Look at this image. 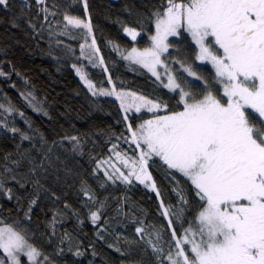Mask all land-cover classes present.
<instances>
[{"label":"snow or ice","instance_id":"obj_1","mask_svg":"<svg viewBox=\"0 0 264 264\" xmlns=\"http://www.w3.org/2000/svg\"><path fill=\"white\" fill-rule=\"evenodd\" d=\"M22 2L28 6V0ZM34 3L38 7L37 14H44V21L57 15L46 6V0H34ZM82 3L85 17L71 15L66 9L62 22L49 24V35L82 39L76 60L87 61L92 68L101 67L105 61L99 55L100 48L88 14V0ZM0 8L8 10L10 0H0ZM119 23L123 33L133 42L147 34V25H151L149 46L142 50L136 46L130 50L121 49L115 42L109 43L122 59L147 69L162 87L179 97L170 108L160 99L117 91L114 84L111 90L100 88L97 91L82 67L72 65L93 96H115L124 113L133 108L139 113L143 108L151 114L135 127L127 114L123 117L138 155L134 153V157H128L115 151L116 144L110 151L115 153L127 173L110 164L111 158L97 164V169L110 164L112 172L105 170L104 174L113 183L119 180L132 185L134 178L158 198L160 216L166 220V231L171 239H164L163 226L156 229L154 225H145L143 220L133 218L132 223L137 225L136 235L151 248L156 264H264V0H160L149 14L136 16V26ZM28 24L36 29L31 20ZM13 27H18L15 20ZM57 27L58 32L55 31ZM185 40L195 53L194 60L180 54L179 46ZM55 43L57 47L63 45L65 56L74 55L71 45H64L60 39ZM170 49L175 51V56ZM196 64L211 65L212 82L198 72ZM172 65H179L178 74ZM103 71L107 72V67H103ZM5 75L0 71V76ZM193 81L200 82L199 91L193 90ZM108 82L112 83L111 76ZM21 95L33 111L48 115L31 92ZM175 108L179 110H171ZM0 109L5 113L16 111L4 104H0ZM18 114L24 117L23 112ZM0 127H6L3 119H0ZM8 130L20 133L22 140L31 139L16 127ZM63 139L71 145L72 153H81L79 137L65 136ZM124 139L127 143L128 139ZM51 151L49 148L48 152ZM153 164H158L175 183L172 189L177 198L175 205L166 204L162 198L149 170ZM43 166L42 161L32 171ZM4 171L12 169L5 166ZM176 174L190 184L199 205L191 221L187 219L192 211L190 200L175 180ZM36 183L39 185V181ZM81 191L89 201L104 206L86 185H82ZM0 192L9 200L13 198L12 189L6 187L3 179H0ZM36 204L37 199L29 201L24 213L26 219H31L30 213ZM69 208L66 204L65 209ZM63 214L59 210L53 214L49 222L50 236L56 235V224ZM90 219L96 224L101 219L99 210L91 211ZM97 235L103 239L99 232ZM26 236L23 228L0 227V264H24L22 257L27 258V264H53ZM69 237L65 232L60 243ZM128 243L131 247L136 242ZM108 246L113 247L112 244ZM68 250L72 251L71 246ZM115 250L121 251L119 247ZM63 251L59 248L57 255ZM74 254L84 255L78 245Z\"/></svg>","mask_w":264,"mask_h":264},{"label":"trees","instance_id":"obj_2","mask_svg":"<svg viewBox=\"0 0 264 264\" xmlns=\"http://www.w3.org/2000/svg\"><path fill=\"white\" fill-rule=\"evenodd\" d=\"M159 3L160 0H88V14L100 48L99 55L105 61L104 66L96 68H92L87 61L76 60L82 39L49 35V24L62 22L66 9L71 15L85 17L82 0H46L49 10L57 13L48 21L43 20V13L37 14L34 0H28L27 7L22 0H10L8 10L0 8V71L7 74L0 76V104L16 110L5 113L0 109V119L6 124V127H0V179L13 192L11 200L0 192V225L25 229L28 241L53 263L156 264L151 248L136 235L137 225L132 223L133 218L143 220L145 225H154L156 229L163 226L164 239H171L166 231V220L160 216L159 200L154 192L137 181H133L132 185L119 180L113 183L104 174V164L97 169L100 161L108 160L115 154L110 151L113 144L118 146L115 151L128 157H134V153L138 155V150L131 143L120 101L114 96H93L72 67L73 64L82 67L92 82L100 85L99 88L111 90L114 84L117 91L160 99L171 108L179 99L178 95L162 87L143 68L122 59L109 43L115 42L121 49L127 50L133 46L140 49L149 46L151 25H147V34H142L133 42L123 33L119 22L136 26V16L149 14ZM14 20L18 27H13ZM29 20L36 25L35 30L29 27ZM55 31L58 32L59 28ZM57 39L64 41V45H71L75 49L74 55L65 56L63 45L56 46ZM179 47L181 56L194 60L195 53L187 40ZM170 51L175 56V51ZM194 66L212 82L213 70L209 65ZM103 67H107L108 71L104 72ZM172 67L177 69L178 74L179 65ZM193 84V90L199 91L200 82L193 81ZM28 92L41 102L48 115L33 111L21 95ZM19 112H23L24 117ZM127 115L133 127L151 116L146 111ZM12 127L28 134L31 139L22 140L20 133L8 130ZM65 136L80 138L81 153L71 152V145L63 139ZM124 138L128 139L127 143ZM49 148L51 152H48ZM42 161L44 166L32 171ZM5 166L12 171H4ZM149 170L165 203L175 205L177 198L172 191L175 183L158 164H153ZM175 180L188 194L192 211L187 219L191 221L199 205L192 195L190 184L179 174H176ZM82 185H86L104 206L89 201L81 191ZM31 199H37V204L33 206L31 219L28 220L24 213ZM66 204L69 209H65ZM58 210L64 214L57 221L56 235L50 236L49 222ZM97 210L101 219L93 224L90 212ZM65 232L70 237L61 244L60 239ZM98 232L103 239L99 238ZM129 241L136 243L130 247ZM109 244L113 247L110 248ZM77 245L84 255L74 254ZM70 246L72 251L68 250ZM116 247L121 251L117 252ZM59 248L64 251L57 255ZM22 261L27 264V258L22 257Z\"/></svg>","mask_w":264,"mask_h":264},{"label":"rangeland","instance_id":"obj_3","mask_svg":"<svg viewBox=\"0 0 264 264\" xmlns=\"http://www.w3.org/2000/svg\"><path fill=\"white\" fill-rule=\"evenodd\" d=\"M170 39V38H169ZM142 50V49H141ZM126 54V53H125ZM130 62V61H129ZM135 65H137V64H135ZM207 65H209L210 67H211V65L210 64H207ZM137 66H139V67H141L140 65H137ZM142 68V67H141ZM212 68V67H211ZM144 69V68H143ZM144 70H146L147 72H148V70L147 69H144ZM150 75H151V73L150 72H148ZM155 78V77H154ZM95 84V83H94ZM99 84H97L96 85V90L98 91L100 88H99ZM124 92H129V91H124ZM137 95V94H136ZM98 96H100V95H98ZM138 96H140V95H138ZM115 97V96H114ZM144 111H146L145 109H141V112H139V114L140 113H142V112H144ZM132 112H135V109L133 108L130 112H128V113H125V114H129V113H132ZM135 113H137V112H135ZM109 160V159H108ZM110 164H114V165H116V167H118V168H120L122 171H124L125 173H127V169H125L124 167H123V165L120 163V161H118L117 159H116V156H115V154L111 157V159H110ZM110 164H104V168L109 172V173H111L112 172V168L110 167ZM133 181H135L134 180V178H133ZM138 182V181H137ZM139 183V182H138ZM144 186V185H143ZM3 226H5V225H0V227H3ZM26 258V257H25ZM53 264H56V263H53Z\"/></svg>","mask_w":264,"mask_h":264}]
</instances>
